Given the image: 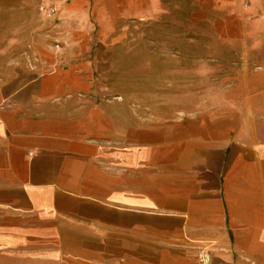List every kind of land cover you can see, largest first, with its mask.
I'll return each instance as SVG.
<instances>
[{"label":"crops","instance_id":"0c3cea01","mask_svg":"<svg viewBox=\"0 0 264 264\" xmlns=\"http://www.w3.org/2000/svg\"><path fill=\"white\" fill-rule=\"evenodd\" d=\"M31 3L55 7L53 42L0 80V264H264V0H193L192 21L263 54L174 110L117 71L161 0Z\"/></svg>","mask_w":264,"mask_h":264},{"label":"rangeland","instance_id":"374dc122","mask_svg":"<svg viewBox=\"0 0 264 264\" xmlns=\"http://www.w3.org/2000/svg\"><path fill=\"white\" fill-rule=\"evenodd\" d=\"M31 1L0 7V80L34 73L43 59L40 47L52 45L54 20ZM158 6L151 21L132 27L130 50L122 52L117 69L122 89L167 95L170 110L207 107L229 89L243 58L263 54L232 50L239 45L218 39L208 21H192L193 0H161Z\"/></svg>","mask_w":264,"mask_h":264},{"label":"built area","instance_id":"2783aa9c","mask_svg":"<svg viewBox=\"0 0 264 264\" xmlns=\"http://www.w3.org/2000/svg\"><path fill=\"white\" fill-rule=\"evenodd\" d=\"M40 10L42 12H44L47 16H50L51 14L55 13V11H56L55 7H53V6H45V5H41L40 6ZM54 48L56 50H59V45L55 44ZM197 259H198L199 262L205 264V263H207L209 261V255L207 253L201 251V252H199L197 254Z\"/></svg>","mask_w":264,"mask_h":264}]
</instances>
